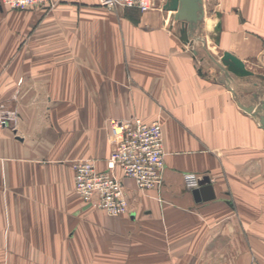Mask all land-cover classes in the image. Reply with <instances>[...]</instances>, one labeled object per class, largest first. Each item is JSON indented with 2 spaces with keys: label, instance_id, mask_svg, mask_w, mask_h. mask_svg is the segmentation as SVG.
Here are the masks:
<instances>
[{
  "label": "crops",
  "instance_id": "1",
  "mask_svg": "<svg viewBox=\"0 0 264 264\" xmlns=\"http://www.w3.org/2000/svg\"><path fill=\"white\" fill-rule=\"evenodd\" d=\"M52 2L51 9L0 4V100L18 108L66 103L50 112L53 125L38 105L30 111L37 136H0V180L4 175L9 188L0 191V264H112L119 251L160 261L167 235L196 237L204 221L230 225L226 199L239 198L238 183L264 181V130L197 67L186 48L191 34L185 43L174 12L163 10L166 0H151L144 14L107 13L97 0ZM201 8L203 20L220 23L223 38L236 27L238 37L264 39V0H201ZM131 116L160 118L163 179L158 190L140 194L123 178L128 214L109 217L74 193L67 161L93 158L104 169L112 150L106 119ZM185 175L194 177V188L207 177L215 198L196 203ZM246 236L264 264V225ZM238 240L245 251L244 236Z\"/></svg>",
  "mask_w": 264,
  "mask_h": 264
},
{
  "label": "rangeland",
  "instance_id": "2",
  "mask_svg": "<svg viewBox=\"0 0 264 264\" xmlns=\"http://www.w3.org/2000/svg\"><path fill=\"white\" fill-rule=\"evenodd\" d=\"M39 6H47L51 9L53 8L54 3L52 0H49L45 4L28 8ZM99 6L104 12L114 14H117L121 9H124H108L100 3ZM150 11L151 10H149L148 13ZM139 13L144 14L142 12ZM174 27L177 31L179 26L175 25ZM221 33L220 23H213L203 19L199 21L193 29L189 30V34H191L189 35V38L191 41H189L190 44L188 42L189 45H186V48L189 50V55L193 56L195 64L203 71V73H205L207 77L213 78L214 81L223 84L227 90H232V94L237 103L240 102L246 106H259L260 103L264 101V54H262L264 51V39L257 40L256 38L251 37H238L236 27L235 30L230 31L229 37L227 36L223 38ZM253 49H260L261 54H255ZM192 50L197 52L196 56L192 53ZM224 52H229L237 58L238 56L241 57L244 60L242 62L245 64V68L247 71L251 72L252 75L239 77L231 73L221 61V57ZM52 104L53 103L49 104L50 109H47L46 103L26 102L21 103V108H18L15 105H20L19 103L0 100V136L2 138L6 137V139L9 138L8 140L13 141H21L24 139L29 140L33 138V136H37L36 129H38V127L36 128V126H34L32 128L30 124V117L33 115L30 114V111L35 110L37 108L35 106L38 105V110H41L42 120L44 122H48V125H50V123L52 124L50 112L55 109H60L66 103ZM129 118L111 117L106 119L105 126L112 150L114 149V146L110 137L109 121L111 119ZM159 119V117H156L154 120H158L160 122ZM39 120L41 121V119ZM48 127L51 128L52 126ZM108 157L105 159V168L100 170L97 168L99 171L106 170V161ZM3 160L4 158L0 157V163H2ZM78 160H91L96 165V160L93 158L71 159L67 161V165L71 169L72 164ZM117 173L119 176L122 175L120 171H117ZM5 179L4 175H2L0 180V191H8L9 189L8 186H6L7 183H5ZM201 184L202 183H200V185ZM238 184L241 189L239 191V198L235 199L230 197L229 199H226V205L229 206V213L225 214L224 218L226 217V220L230 222V225H212V223L204 221L205 223L202 222L203 225H197L196 237L173 240L171 237L167 238V235L166 239L164 238L162 240L160 255H162L163 260L160 261H137L135 259L136 256L134 257L120 254L119 251V260L113 262L112 264H260L255 261V256L247 243L249 240L246 238V235L248 232L253 231L255 225H264V181L240 182ZM6 206H8L7 202ZM5 214L7 225L6 232H8L9 222L7 218L9 210L7 208ZM243 236L244 241H246V245L248 246H246L245 251H240L241 247L238 246V242L240 240L238 239ZM75 253L77 254L78 252ZM260 253L264 259V245L260 247ZM74 257H76V255ZM60 263L68 264L62 261ZM69 264L85 263L72 261ZM88 264L99 263L91 261Z\"/></svg>",
  "mask_w": 264,
  "mask_h": 264
},
{
  "label": "built area",
  "instance_id": "3",
  "mask_svg": "<svg viewBox=\"0 0 264 264\" xmlns=\"http://www.w3.org/2000/svg\"><path fill=\"white\" fill-rule=\"evenodd\" d=\"M49 0H0L13 9H24ZM108 9H136L148 12L150 0H97ZM110 137L114 149L106 161V170L99 171L91 160H78L71 166L74 192L85 203L103 211L109 217L128 214L129 200L123 178L130 179L140 194L161 186L165 169L163 132L158 120L146 122L139 117L111 119ZM117 171H120L121 176ZM192 190L194 177L186 175ZM160 200V199H159Z\"/></svg>",
  "mask_w": 264,
  "mask_h": 264
},
{
  "label": "water",
  "instance_id": "4",
  "mask_svg": "<svg viewBox=\"0 0 264 264\" xmlns=\"http://www.w3.org/2000/svg\"><path fill=\"white\" fill-rule=\"evenodd\" d=\"M201 0H166L163 10L173 11L174 20L178 21L180 24V34L181 38L188 43L187 39V27L191 30L195 25L202 19V8L200 7ZM192 53L196 56L197 52L195 50ZM221 61L228 70L236 76L244 77L249 76L252 73L247 71L244 63L229 52H224ZM233 92L232 90H230ZM238 107L242 109L245 113L251 114L253 112L254 106L242 105L240 102L237 103ZM262 111H264V101L260 103ZM260 128L264 130V114L259 117ZM205 184L198 188L192 189V195L196 203L206 202L213 200L215 198V193L209 179L206 177L204 179Z\"/></svg>",
  "mask_w": 264,
  "mask_h": 264
},
{
  "label": "bare ground",
  "instance_id": "5",
  "mask_svg": "<svg viewBox=\"0 0 264 264\" xmlns=\"http://www.w3.org/2000/svg\"><path fill=\"white\" fill-rule=\"evenodd\" d=\"M201 7V5H200ZM173 12V11H172ZM202 17H203V12H202ZM202 20V19H201ZM187 30H188V27H187ZM193 51V50H192ZM242 104V103H241ZM243 105V104H242ZM238 106V105H237ZM254 106V109H253V112L251 114H253L254 116H257L258 117V121H259V117L262 116L264 114V111H262L260 105L259 106H256V105H253ZM242 110V109H241Z\"/></svg>",
  "mask_w": 264,
  "mask_h": 264
}]
</instances>
